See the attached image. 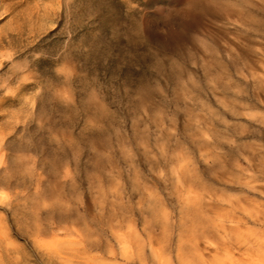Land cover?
Returning a JSON list of instances; mask_svg holds the SVG:
<instances>
[{
    "label": "rangeland",
    "instance_id": "rangeland-1",
    "mask_svg": "<svg viewBox=\"0 0 264 264\" xmlns=\"http://www.w3.org/2000/svg\"><path fill=\"white\" fill-rule=\"evenodd\" d=\"M2 7L0 140L22 198L19 231L0 206V264H123L120 237L173 257L214 243L216 216L264 213V0Z\"/></svg>",
    "mask_w": 264,
    "mask_h": 264
},
{
    "label": "bare ground",
    "instance_id": "bare-ground-1",
    "mask_svg": "<svg viewBox=\"0 0 264 264\" xmlns=\"http://www.w3.org/2000/svg\"><path fill=\"white\" fill-rule=\"evenodd\" d=\"M4 1L0 0V11L2 10L0 17L7 13L2 7ZM200 13L207 11L203 9ZM147 99L148 94L142 97L144 102ZM10 145L0 140V206H4L3 211L11 214L15 230L19 231L21 223L15 215L21 209L22 198L18 178L20 159L17 151L8 152ZM39 184L40 180L37 178L36 189ZM254 194H258V199L264 202V187L260 188V192L258 189L254 190ZM262 207L264 208V205ZM208 224L212 229L205 232V235L215 242L212 244L196 242L185 254L177 253L172 257L171 253L157 252L150 244L144 250V246L124 237L117 239V250L114 252L109 250L108 254L111 260L120 259L123 264H264L263 212L239 211L237 214H228L224 217L216 216V223L214 219ZM30 230L26 231V235L34 241L46 237L48 233L52 236L51 231L47 232L40 227ZM87 248L94 250L96 246L87 245Z\"/></svg>",
    "mask_w": 264,
    "mask_h": 264
}]
</instances>
